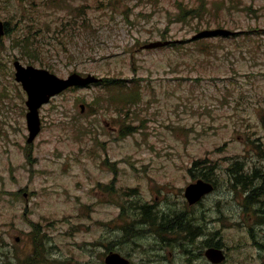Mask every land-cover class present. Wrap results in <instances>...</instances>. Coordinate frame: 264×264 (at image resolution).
Returning <instances> with one entry per match:
<instances>
[{
	"label": "rangeland",
	"instance_id": "obj_1",
	"mask_svg": "<svg viewBox=\"0 0 264 264\" xmlns=\"http://www.w3.org/2000/svg\"><path fill=\"white\" fill-rule=\"evenodd\" d=\"M180 8L199 15L181 19ZM0 21L9 28L0 36V219L23 224L28 204L32 219L42 215L45 229L57 227L63 260L86 264L87 241L101 231L97 221L114 212L101 192L109 179L146 194L156 185L168 190L184 183L188 157L208 149L220 161L247 149L250 138L264 143V0H0ZM192 24L240 32L142 48L189 39ZM15 60L61 77L94 74L106 86L53 97L39 110L40 133L26 145V95L14 78ZM113 81L124 84L123 93ZM16 190L18 197L5 194ZM133 204L140 217L142 204ZM227 227L233 233L240 225ZM213 233L207 226L206 236ZM141 234L123 246L150 242H140ZM227 252L228 264L249 260L239 244ZM263 257L250 264H264Z\"/></svg>",
	"mask_w": 264,
	"mask_h": 264
},
{
	"label": "flooded vegetation",
	"instance_id": "obj_2",
	"mask_svg": "<svg viewBox=\"0 0 264 264\" xmlns=\"http://www.w3.org/2000/svg\"><path fill=\"white\" fill-rule=\"evenodd\" d=\"M244 168L247 172L243 171ZM187 172L188 184L201 179L211 184V191L201 194L192 203L184 196L167 201L160 195L152 199L139 191L129 198L121 196L122 205L117 213V234L121 236L114 244H104L105 251L119 252L129 260V264H228L233 259V255L227 252L230 243L241 245L244 254L249 255L246 264H250L253 257L256 260L258 255L263 254L264 160L261 164L251 163L245 167L234 163L225 168L224 173L216 164L198 163ZM118 192L121 194V191ZM127 199L129 205H126ZM133 201L142 204L138 206L140 217L137 206L131 205ZM223 204L234 205V211H224ZM231 223L240 225L234 234L227 227ZM207 226L214 231L210 236H206ZM32 230L26 233V247H14L15 250L10 252L12 264L19 258H25L22 264H60V259L51 254L52 249L59 248L54 245L49 250L41 240L43 235L38 232L39 229ZM140 232L143 234L138 240L148 239L150 242L123 246L128 241L137 243L135 236ZM13 239V232L7 231L2 235L0 246L9 248L14 244ZM136 249L139 252L133 253ZM251 249H254V255L250 253ZM209 250H221L223 258H211ZM87 264H90V241Z\"/></svg>",
	"mask_w": 264,
	"mask_h": 264
},
{
	"label": "water",
	"instance_id": "obj_3",
	"mask_svg": "<svg viewBox=\"0 0 264 264\" xmlns=\"http://www.w3.org/2000/svg\"><path fill=\"white\" fill-rule=\"evenodd\" d=\"M158 43L147 45V47L156 46ZM17 71L16 79L22 82L27 92L28 98L26 104L29 111L26 114L29 122L30 141L39 130L38 107L48 101L51 95L60 92L72 84H85L96 79L92 76L82 78L78 74H72L68 79H62L45 69H39L32 66L24 68L15 62Z\"/></svg>",
	"mask_w": 264,
	"mask_h": 264
},
{
	"label": "trees",
	"instance_id": "obj_4",
	"mask_svg": "<svg viewBox=\"0 0 264 264\" xmlns=\"http://www.w3.org/2000/svg\"><path fill=\"white\" fill-rule=\"evenodd\" d=\"M181 222V221H180ZM182 223V222H181Z\"/></svg>",
	"mask_w": 264,
	"mask_h": 264
}]
</instances>
